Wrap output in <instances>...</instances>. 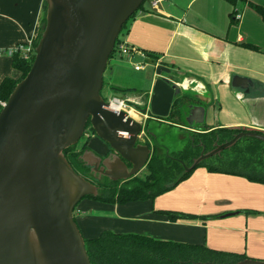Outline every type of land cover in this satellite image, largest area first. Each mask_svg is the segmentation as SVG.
Wrapping results in <instances>:
<instances>
[{"label":"crops","instance_id":"crops-1","mask_svg":"<svg viewBox=\"0 0 264 264\" xmlns=\"http://www.w3.org/2000/svg\"><path fill=\"white\" fill-rule=\"evenodd\" d=\"M249 1L264 5V0ZM44 2L0 0V49L34 42ZM238 9L241 18L231 26L233 8L225 0L145 3L144 10L131 18L120 34L121 43L132 52L112 59L108 71V89L129 103L135 111L133 117L129 111L131 118L170 125L163 119L170 116L175 100L183 99L180 124L171 125L183 131L182 138L185 135L190 140L192 134L204 129L264 134V21L247 4L240 3ZM247 44L257 46L260 52L247 49ZM139 63L143 69L136 70ZM20 77L12 57L0 56V84L6 78ZM235 77L250 81L248 92L233 87ZM165 79L178 83L179 94ZM198 106L204 107L205 115L195 125L198 116L193 110ZM150 136L158 139L161 150L169 152L168 146L161 145L162 133L156 129ZM106 151L105 147L100 154ZM162 211L215 218L170 222ZM74 213L87 240L105 231L133 233L264 260V185L241 176L210 173L199 167L154 200L108 204L87 198Z\"/></svg>","mask_w":264,"mask_h":264},{"label":"water","instance_id":"water-1","mask_svg":"<svg viewBox=\"0 0 264 264\" xmlns=\"http://www.w3.org/2000/svg\"><path fill=\"white\" fill-rule=\"evenodd\" d=\"M146 0H45V27L28 74L0 112V264H92L75 221V209L99 188L76 173L64 151L77 146L87 124L111 152L80 156L110 182L128 181L148 164L146 124L109 107L102 96L104 73L124 25ZM172 83L176 94L178 83ZM233 87L249 91L235 77ZM199 124L204 107L193 110ZM203 131V130H202ZM243 138L264 142V134L243 131L190 165L231 149ZM233 264H264L247 258Z\"/></svg>","mask_w":264,"mask_h":264},{"label":"trees","instance_id":"trees-1","mask_svg":"<svg viewBox=\"0 0 264 264\" xmlns=\"http://www.w3.org/2000/svg\"><path fill=\"white\" fill-rule=\"evenodd\" d=\"M147 1L144 2L139 11L144 10V5ZM225 1L233 8L230 14L231 26H236L239 22L236 19V15L239 13L238 7L240 3L247 4L264 21V5H256L249 0ZM45 14L46 3L44 2L40 27L37 37L33 42L35 49L45 27ZM120 43L121 41L118 39L109 61L117 54V46ZM245 47L249 50L260 52L257 46L247 44ZM34 58L35 55H32L27 60L19 54L12 57V66L16 71L21 73V77L18 80L6 78L0 84V112L3 108L2 103L7 102L16 85L30 71ZM115 90L121 91L117 88ZM103 98L105 99V96ZM182 100H175L170 116L163 119L165 122H168L170 125L180 124ZM87 125L91 126L90 123ZM241 132L243 131L227 129L209 132V129H204L203 133L192 134L186 147L179 152L168 153L155 146L146 166L148 173L143 179L135 176L125 182L102 183L98 186V196L86 198L108 204H126L129 202L154 200L176 188L199 167L206 168L210 173L241 176L250 182L264 185V142L254 138L241 139L231 149L204 161L195 170L183 175L184 170L179 161L190 165L194 159L200 156L202 151L200 144H203L207 150H212L215 143L222 144L230 141L236 134ZM92 134H95L93 130ZM86 150H88L87 144L78 151L77 147L73 146L65 150L64 155L73 170L89 180L87 176L89 168L80 159V156ZM245 213L259 214L256 211H246ZM160 214L166 216L170 222L195 220L198 218L202 221H207L215 218L209 216L198 217L197 215L176 211H162ZM84 240L86 251L92 264H233L247 259L243 254L214 250L205 245L157 240L150 236L133 233L118 234L105 231L97 238Z\"/></svg>","mask_w":264,"mask_h":264},{"label":"rangeland","instance_id":"rangeland-1","mask_svg":"<svg viewBox=\"0 0 264 264\" xmlns=\"http://www.w3.org/2000/svg\"><path fill=\"white\" fill-rule=\"evenodd\" d=\"M44 25H43V27H44ZM121 37H122V35L119 36V39H121ZM4 56H8V55H4ZM114 58H121V56L119 55V53H117ZM111 60L108 62L109 64H108L107 69H106V71L104 73V87H103V90H102V95L105 96L106 98L111 97V96L114 95L113 91L108 89V81H109V74H108L109 72L108 71H109V68H110ZM138 66H143V64L139 63ZM142 123L143 124H147V128H148V131L150 133L151 132L153 133V131H156V129H157V131L160 134L162 133V136L160 137V142H161V145L168 146L167 147L168 148L167 150L169 151L168 153H170V152H179V151L183 150L186 147V144L189 141L188 137H186L185 135H184L185 138H182L183 136H181V135L183 134L182 133L183 131L181 129H179L178 127L171 126V125H166V124H165V126H162V125L158 126L153 121H150L149 123H144V122H142ZM91 133H92L91 126L87 125L85 133H84L82 139L80 140V142L76 146L77 147V151L80 148H82L84 143L88 142L87 147L89 148V150L92 151V152H95L97 155H100V153L104 150V148L107 145L101 139H99L97 136H95L94 134H91ZM88 134H91V135L87 139L86 137H87ZM149 144H150V147H151V143H149ZM147 173H148V171H147V169L145 167L137 175V177L140 178V179H143L147 175ZM88 179L92 180V179H90V177H88ZM85 199H87V198H85Z\"/></svg>","mask_w":264,"mask_h":264},{"label":"built area","instance_id":"built-area-1","mask_svg":"<svg viewBox=\"0 0 264 264\" xmlns=\"http://www.w3.org/2000/svg\"><path fill=\"white\" fill-rule=\"evenodd\" d=\"M241 18L240 13L236 15V19L239 20ZM132 52V49H129L125 44L120 43L117 46V53L119 55L124 56L128 53ZM19 54L24 59H30L32 55H35V48L34 43L32 40H29L25 43H20L12 48L9 49H0V56L8 55L9 57H13L14 55ZM143 67H136V70H141ZM106 103L109 105V107L115 111L118 112H125L129 115L130 106L129 103L126 100H123L122 98L118 96H111L104 99ZM4 105V103H2Z\"/></svg>","mask_w":264,"mask_h":264},{"label":"flooded vegetation","instance_id":"flooded-vegetation-1","mask_svg":"<svg viewBox=\"0 0 264 264\" xmlns=\"http://www.w3.org/2000/svg\"><path fill=\"white\" fill-rule=\"evenodd\" d=\"M145 129V131L146 130H148V128L147 127H145L144 128ZM143 143L144 144H147L149 147H150V144L149 143H151V150H152V152H153V150H154V147L156 146H158L159 147V142H158V139L156 138H153L152 136H150V132L148 131V134H146L145 135V138L143 139ZM106 148H107V152L108 153H110L111 152V150L109 151L108 150V147L106 146ZM209 151H211V150H207L206 148H205V153H207V152H209ZM202 152V151H201ZM201 154V153H200ZM89 168V167H88ZM91 169L92 168H89V171H88V177H90V179H92V180H90L93 184H95L97 187L99 186V184H102V183H106V182H110V180L107 178V177H105L100 171H97V172H92L91 171ZM121 182H123V181H121ZM97 183V184H96Z\"/></svg>","mask_w":264,"mask_h":264},{"label":"bare ground","instance_id":"bare-ground-1","mask_svg":"<svg viewBox=\"0 0 264 264\" xmlns=\"http://www.w3.org/2000/svg\"><path fill=\"white\" fill-rule=\"evenodd\" d=\"M130 115L133 117V115H135V111L134 110H130Z\"/></svg>","mask_w":264,"mask_h":264}]
</instances>
